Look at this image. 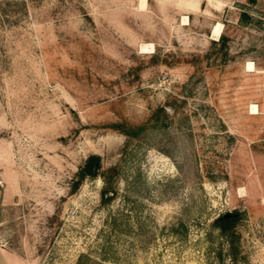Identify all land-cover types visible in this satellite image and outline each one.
Wrapping results in <instances>:
<instances>
[{"label":"rangeland","instance_id":"rangeland-1","mask_svg":"<svg viewBox=\"0 0 264 264\" xmlns=\"http://www.w3.org/2000/svg\"><path fill=\"white\" fill-rule=\"evenodd\" d=\"M0 264H264V0H0Z\"/></svg>","mask_w":264,"mask_h":264},{"label":"trees","instance_id":"trees-1","mask_svg":"<svg viewBox=\"0 0 264 264\" xmlns=\"http://www.w3.org/2000/svg\"><path fill=\"white\" fill-rule=\"evenodd\" d=\"M220 41L224 44V36L219 35ZM137 129V128H136ZM135 129L133 130L132 126H128L123 130L125 134H130L133 133ZM99 167H100V162H99V156L94 153L88 154L82 164L78 167V169L75 172V179L73 180L72 184V189L74 190L76 186L79 184V182L84 178V177H94L99 173ZM233 215L229 216L227 218H224L223 216H218L213 220V223L217 225L219 231L223 234L227 233L231 229V221L233 219Z\"/></svg>","mask_w":264,"mask_h":264},{"label":"water","instance_id":"water-1","mask_svg":"<svg viewBox=\"0 0 264 264\" xmlns=\"http://www.w3.org/2000/svg\"><path fill=\"white\" fill-rule=\"evenodd\" d=\"M234 214L235 213H233V212L226 211L221 216H223L224 218H227V217L232 216ZM178 226L181 228V230H184V227H183V225L181 223H178Z\"/></svg>","mask_w":264,"mask_h":264},{"label":"bare ground","instance_id":"bare-ground-1","mask_svg":"<svg viewBox=\"0 0 264 264\" xmlns=\"http://www.w3.org/2000/svg\"><path fill=\"white\" fill-rule=\"evenodd\" d=\"M220 33V28L219 27H215L214 31H213V38H216Z\"/></svg>","mask_w":264,"mask_h":264}]
</instances>
